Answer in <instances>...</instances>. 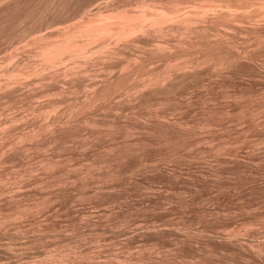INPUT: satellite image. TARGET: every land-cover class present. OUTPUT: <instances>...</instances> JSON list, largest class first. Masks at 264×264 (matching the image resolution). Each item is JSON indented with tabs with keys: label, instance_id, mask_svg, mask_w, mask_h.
<instances>
[{
	"label": "rangeland",
	"instance_id": "1",
	"mask_svg": "<svg viewBox=\"0 0 264 264\" xmlns=\"http://www.w3.org/2000/svg\"><path fill=\"white\" fill-rule=\"evenodd\" d=\"M179 2L216 13L55 70L0 42V264H264V0Z\"/></svg>",
	"mask_w": 264,
	"mask_h": 264
},
{
	"label": "bare ground",
	"instance_id": "2",
	"mask_svg": "<svg viewBox=\"0 0 264 264\" xmlns=\"http://www.w3.org/2000/svg\"><path fill=\"white\" fill-rule=\"evenodd\" d=\"M78 1L81 0H4V3L1 5L0 3V42L1 41H6V42H22V46H31L32 52L35 53V55H39L42 59H39L37 62L41 63V67H52L56 65H60L63 60H65V57L67 59L71 58L73 62L80 63L82 62L81 59H84L89 57V55L94 54L97 57V55L100 57L99 52H103V56L106 58L108 55H113V52H109L111 47L108 48V44L110 41H116L119 44L122 42H125L128 44H131L135 41V39L139 38L144 39L145 41L147 37L151 36L154 32L162 33L163 29L166 28L165 26H169V28L172 30L175 28V24L179 22L178 24V29H182V32L189 31L192 26L189 25L195 18L198 16L203 17L201 13L206 14L209 12L210 13V8L213 6L215 7L216 5H212L210 7H206L204 5L199 4V8L196 9V5L198 4H192V7L195 9H189V7L183 11L182 4L178 1L181 0H168L165 2L166 4H163L164 2L161 1L162 4H158L160 2H149L150 0L143 1V0H115V1H104V7L101 9L98 7V3L96 4L98 7V10L93 12L95 10H92L91 8L89 9V5L93 1H84L81 4H79L76 7V4H78ZM164 1V0H163ZM177 1V2H176ZM217 1V0H216ZM226 1V0H225ZM229 1V0H228ZM237 1V0H236ZM255 1V0H254ZM6 2V3H5ZM102 2V1H101ZM101 2H99L101 4ZM184 2V0H183ZM182 2V3H183ZM189 2V1H188ZM202 2V1H201ZM233 2V0H231ZM80 3V2H79ZM244 3V2H243ZM247 3V2H246ZM180 4V5H179ZM186 4V3H185ZM203 4V3H202ZM208 4V2H207ZM212 4V2H211ZM210 4V5H211ZM220 4V3H219ZM231 3H229L230 5ZM234 4V3H232ZM231 4V5H232ZM242 4V2H241ZM248 4V3H247ZM250 4V3H249ZM159 5V6H158ZM162 5V6H160ZM165 5V6H164ZM191 5V4H190ZM223 6V4H221ZM228 5V3H227ZM226 5V6H227ZM236 5V4H235ZM134 6V7H133ZM205 6L204 8H202ZM219 6V5H218ZM238 6V5H237ZM252 6V5H251ZM201 7V8H200ZM221 7V6H220ZM218 7V9L220 8ZM243 7V6H242ZM249 7V6H248ZM93 8V7H92ZM211 8V9H212ZM232 10L233 8H225ZM258 8V7H257ZM209 11H208V10ZM215 8L212 10L214 11ZM253 9V7H252ZM92 10V12L90 11ZM182 10V12H181ZM202 10V11H201ZM204 10V11H203ZM237 10V9H236ZM241 10V9H240ZM239 10V11H240ZM250 10V9H249ZM246 11V12H249ZM256 10V9H255ZM185 12L184 14H181ZM212 11V12H213ZM243 11V10H242ZM181 14H179V13ZM223 12V11H222ZM235 12V11H234ZM255 12V11H254ZM216 13L215 11L213 14ZM261 13V11H260ZM225 14V13H224ZM222 14V15H224ZM234 14V13H233ZM236 14V13H235ZM239 14V13H237ZM202 15V16H201ZM254 15V14H253ZM252 15V16H253ZM212 16V15H210ZM209 16V17H210ZM217 16H219L217 14ZM263 16V15H262ZM195 17V18H194ZM231 17V16H230ZM248 17V15H247ZM208 18V17H207ZM205 17L204 20L207 19ZM211 18V17H210ZM218 18V17H217ZM233 18V17H232ZM236 19V18H235ZM241 19V18H240ZM254 19V18H253ZM247 20V19H246ZM175 21H178L176 23H173ZM202 21V20H201ZM194 22V21H193ZM167 23V25H166ZM169 23H171L169 25ZM173 23V24H172ZM195 23V22H194ZM165 24V26H163ZM205 24V23H204ZM175 25V26H174ZM192 25V24H191ZM198 25V23H197ZM200 25V24H199ZM198 25V26H199ZM210 26V25H209ZM164 27V28H163ZM195 27V26H194ZM213 27V26H212ZM168 28V27H167ZM168 28V29H169ZM214 28V27H213ZM46 29H49L48 31ZM169 29V31H171ZM167 30V29H166ZM198 30V29H197ZM204 30V29H203ZM195 31V29H194ZM200 31V30H199ZM197 32V31H196ZM206 32V31H205ZM169 33V32H168ZM202 36H204L203 31L201 32ZM156 34V33H155ZM164 34V33H163ZM162 34V35H163ZM167 35V34H166ZM200 35V34H199ZM140 36V37H138ZM154 37V35H153ZM158 37V35H156ZM160 37V36H159ZM163 38V37H162ZM189 38V37H188ZM111 39V40H110ZM149 39V38H148ZM147 39V41H148ZM182 39V38H181ZM180 39V40H181ZM210 39V38H209ZM152 40V39H151ZM159 39H157L158 41ZM185 40V39H184ZM207 40V39H206ZM122 41V42H120ZM156 41V40H155ZM162 41V40H161ZM109 42V43H108ZM2 43V42H1ZM115 43V42H114ZM115 43V44H116ZM117 43V44H118ZM122 43V46L123 44ZM184 43V42H183ZM94 44V45H93ZM126 44V45H127ZM148 44V43H147ZM151 44V43H149ZM160 45V43H158ZM158 44L155 43V47L152 50L151 47L154 46L152 45L149 47L152 50V53H159L161 52V47L162 44L159 46ZM182 44V43H181ZM20 45V47H22ZM91 45V47H90ZM117 46V45H116ZM125 46V45H124ZM123 46V47H124ZM139 46V45H136ZM118 47V46H117ZM116 47V48H117ZM122 47V48H123ZM168 47V46H167ZM172 47V46H171ZM13 48V47H12ZM29 48V47H28ZM114 48V47H113ZM121 48V47H119ZM128 49L130 47H127ZM136 47H134L135 49ZM153 48V47H152ZM165 48V47H164ZM15 48H13L14 50ZM94 49V50H93ZM147 49V48H146ZM145 49V50H146ZM163 49V47H162ZM22 50V49H21ZM27 50V49H25ZM93 50V51H92ZM114 50V49H113ZM112 50V51H113ZM117 50V49H116ZM136 50V49H135ZM141 50V49H140ZM139 50V51H140ZM149 50V49H148ZM149 50V51H151ZM158 50V51H157ZM160 50V51H159ZM175 50V49H174ZM12 51V50H11ZM15 51V50H14ZM19 51V50H18ZM127 51V50H126ZM132 51V50H131ZM138 51V52H139ZM166 51V50H164ZM16 52V51H15ZM117 51H115L116 53ZM167 52V51H166ZM9 53V52H8ZM7 53V54H8ZM22 53V52H21ZM33 53V54H34ZM93 53V54H92ZM98 53V54H97ZM106 53V54H105ZM111 53V54H110ZM114 53V54H115ZM125 53V52H124ZM132 53V52H131ZM151 53V52H148ZM147 53V54H148ZM6 54V55H7ZM16 54V53H14ZM97 54V55H96ZM133 54V53H132ZM157 54L149 55L150 57L157 56ZM176 54V53H175ZM3 55V54H2ZM34 55V56H35ZM146 55V54H145ZM159 55V54H158ZM5 56V54H4ZM102 56V55H101ZM125 56V55H124ZM123 56V58H125ZM142 56V55H141ZM149 56L147 55L145 57L149 59ZM21 57V56H20ZM38 57V56H37ZM112 57V56H108ZM107 57V58H108ZM115 57V56H114ZM118 59L120 56H117ZM122 57V56H121ZM120 57V58H121ZM7 57L5 56V59ZM9 58V57H8ZM94 58V56H93ZM103 58V57H102ZM116 58V57H115ZM122 58V59H123ZM129 59V57H127ZM158 58V57H157ZM37 59V58H36ZM70 59V60H71ZM121 59V60H122ZM146 59V58H145ZM11 60V59H9ZM8 60V61H9ZM91 60V59H90ZM95 60V59H94ZM100 60V59H99ZM103 60V59H102ZM116 60V59H115ZM127 60V59H126ZM4 61L2 57V62ZM26 61V60H25ZM24 61V62H25ZM86 61V60H85ZM98 61V60H97ZM111 61V60H110ZM118 61V60H117ZM123 61V60H122ZM135 61V60H134ZM146 61V60H145ZM152 61V60H150ZM1 62V60H0ZM5 62V61H4ZM10 62V61H9ZM11 62H14L13 60ZM23 62V63H24ZM88 62V61H87ZM102 62V61H100ZM99 62V63H100ZM106 63L107 60H105ZM131 63L130 61H128ZM19 63V62H18ZM68 64V62H66ZM71 63V64H72ZM103 63V62H102ZM110 63V62H109ZM121 63V62H120ZM2 65V63H0ZM7 64V63H6ZM5 64V65H6ZM38 64V63H37ZM36 64V65H37ZM65 63H63L64 65ZM30 65V64H29ZM35 65V67H36ZM58 65V66H59ZM62 65V66H63ZM66 65V64H65ZM39 66V67H40ZM61 66V67H62ZM78 66V65H77ZM109 66V65H108ZM144 66V65H142ZM3 67L5 69H3ZM38 67V65H37ZM38 67V68H39ZM70 67V66H69ZM125 67V66H124ZM123 67V68H124ZM7 67L2 66V69L4 71V75L6 76L7 72L12 73L10 69L6 70ZM16 68V67H15ZM108 68V67H107ZM126 68V67H125ZM128 68V66H127ZM1 69V68H0ZM35 69V68H34ZM53 69V67H52ZM58 69V68H56ZM71 69V67H70ZM80 69V68H79ZM103 69V68H102ZM131 69V68H130ZM169 69V68H168ZM177 69V68H176ZM29 70V69H28ZM37 70V69H35ZM34 70V71H35ZM55 70V69H53ZM78 70V69H77ZM126 70V69H125ZM136 70V69H135ZM19 71V70H18ZM24 71V70H22ZM50 71V70H49ZM128 71V70H127ZM125 71V72H127ZM14 72V71H13ZM39 72V71H38ZM61 72V71H60ZM72 72V71H71ZM20 73V72H19ZM40 73V72H39ZM46 73V72H45ZM77 73V72H76ZM106 73V72H105ZM121 73V74H120ZM119 74L121 75L119 79L122 77V71ZM16 74V71H15ZM28 74V73H27ZM38 74V73H37ZM44 74V72H43ZM50 74V73H49ZM85 74V73H84ZM129 74V73H128ZM127 74V75H128ZM1 75V74H0ZM12 75V74H9ZM14 75V74H13ZM54 75V74H53ZM130 75V74H129ZM8 76V75H7ZM47 76V75H46ZM68 76V75H67ZM86 76V75H85ZM97 76V75H96ZM112 76V75H111ZM190 76V75H189ZM2 77V76H1ZM9 77V76H8ZM17 77V75H15ZM36 77V76H35ZM44 77V76H42ZM71 77V76H69ZM78 77V76H77ZM80 77V76H79ZM109 77V76H108ZM119 77V75H118ZM128 77V76H126ZM187 77V76H186ZM11 78V79H9ZM7 80L6 77H4V82L3 83L7 86L10 82H12V79H14L13 76L9 77ZM45 78V77H44ZM103 78V77H102ZM151 78V77H150ZM164 78V77H163ZM33 79V78H32ZM39 79V78H38ZM52 79V78H51ZM157 79V80H156ZM152 80L156 81H151V83H156L158 85V77ZM2 80V79H1ZM6 80V81H5ZM58 80V79H57ZM105 80V79H104ZM8 81V83H7ZM10 81V82H9ZM20 81V80H19ZM23 81V80H22ZM123 80H118L115 82H111L110 84L104 86L101 89V92L103 95H107L109 91L112 88H115L116 86L119 85V83H122ZM174 82V81H173ZM1 83V82H0ZM17 83V82H16ZM41 84V83H40ZM39 84V85H40ZM174 84V83H173ZM2 85V84H1ZM0 85V86H1ZM13 85V84H12ZM22 85V84H21ZM156 85V87H157ZM14 86V85H13ZM16 86V85H15ZM71 86V85H70ZM153 86V85H152ZM151 86V87H152ZM163 86V85H162ZM160 86V87H162ZM21 87V86H20ZM25 87V86H24ZM120 87V86H119ZM1 88V87H0ZM13 88V87H11ZM117 88V87H116ZM155 88V87H154ZM163 88V87H162ZM6 89V88H5ZM10 89V88H9ZM29 89V88H27ZM68 89V88H67ZM94 89V88H93ZM12 90V89H11ZM33 90V89H32ZM65 90V89H64ZM97 90V89H96ZM4 91V90H3ZM156 91V90H155ZM7 92V91H5ZM23 92V91H22ZM61 92V91H60ZM68 93V92H67ZM10 94V93H9ZM31 94V93H30ZM18 95V94H17ZM63 95V94H62ZM99 95V94H98ZM101 95V94H100ZM92 96V95H91ZM1 97V96H0ZM96 97V96H94ZM7 98V97H6ZM20 98V97H19ZM20 102V101H19ZM26 102V101H25ZM23 103V102H22ZM8 105V104H7ZM13 105V104H12ZM12 107V106H11ZM26 113V112H25ZM23 113V114H25Z\"/></svg>",
	"mask_w": 264,
	"mask_h": 264
}]
</instances>
